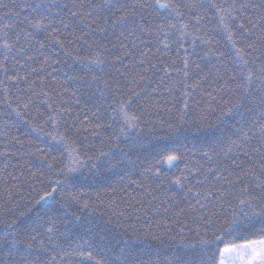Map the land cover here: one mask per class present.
I'll return each mask as SVG.
<instances>
[{"label": "snow or ice", "instance_id": "6c2138e0", "mask_svg": "<svg viewBox=\"0 0 264 264\" xmlns=\"http://www.w3.org/2000/svg\"><path fill=\"white\" fill-rule=\"evenodd\" d=\"M0 264H264V0H0Z\"/></svg>", "mask_w": 264, "mask_h": 264}]
</instances>
